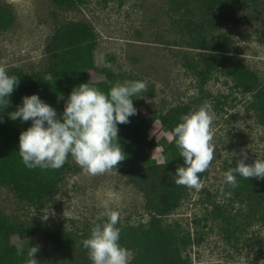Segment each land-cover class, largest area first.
<instances>
[{"label":"rangeland","instance_id":"obj_1","mask_svg":"<svg viewBox=\"0 0 264 264\" xmlns=\"http://www.w3.org/2000/svg\"><path fill=\"white\" fill-rule=\"evenodd\" d=\"M1 6L10 12L11 23L0 31V64L8 72L20 69L31 75L42 98L64 87L62 80H51L43 71L51 59L52 35L72 21L87 23L96 40L90 82L104 81L99 71L105 67L120 82H147L148 92L140 100L152 163L162 162L171 139L152 112L186 106L189 114L210 101L216 158L200 179L202 187H187L179 206L159 217L160 226L173 236L186 264H264V208L220 191L226 186L224 173L236 167L242 149L248 155L245 163L264 157V124L254 111L253 95L226 74V68L239 63L264 84V0H241L216 21L207 17L199 0H83L72 8L57 7L53 0H0ZM206 53L215 54L219 63L204 79ZM105 201L120 212L121 227H150L153 213L146 209L144 193L118 169L90 176L70 156L57 193L40 210L0 185V212L10 220L35 218L47 228L69 233L100 223L97 217L106 213ZM17 245L40 246V240ZM129 251L130 264H160L145 239Z\"/></svg>","mask_w":264,"mask_h":264},{"label":"trees","instance_id":"obj_2","mask_svg":"<svg viewBox=\"0 0 264 264\" xmlns=\"http://www.w3.org/2000/svg\"><path fill=\"white\" fill-rule=\"evenodd\" d=\"M203 11L210 20L216 21L225 14L231 5H240L241 0H199ZM83 0H53L57 7L72 8ZM11 23L10 12L0 7V31L6 30ZM96 40L91 27L84 22L72 21L61 24L50 39L51 59L43 71V75L51 80H62L63 89L54 90L42 98L41 88L31 75L24 74L20 69L9 72L20 78L19 86L10 96L11 104L0 116V185L10 188L17 198L26 204L42 209L51 196L57 193L58 185L64 173L68 170V160L59 169H29L22 163L19 156V135L31 126V121H12L8 113L15 111L22 104L24 96L37 94L40 99L56 109L58 116H62L65 100L74 87L81 83H88L107 93L116 81L110 67L102 68L99 73L105 77L104 81L90 82L88 71H95L93 50ZM206 68L201 71L204 79L212 71L213 65L219 60L215 54L203 55ZM226 74L243 91L253 95V108L259 121L264 124V84H259L254 73L239 63L226 68ZM61 96L63 99H61ZM137 114L129 117L130 123L118 125L120 143L126 153V159L117 168L128 182L144 193L146 209L153 213L150 227L147 230L137 228L121 229L120 244L128 250L136 249L141 240L156 252L160 264H186L179 257L173 236L161 228L159 217L175 210L187 189L175 183L176 169L186 166L184 158L172 136L173 129L188 112L186 106H175L167 112H152L169 133L171 139L162 154L161 163L150 162L147 149L151 146L148 136V122L145 118L140 99L133 98ZM70 158V156H69ZM68 158V159H69ZM234 168V167H232ZM200 173V179L205 175ZM239 186L235 189L228 185L225 189L232 192V198L249 201L252 207L264 208V180L249 179L237 176ZM256 212V210H255ZM106 219L100 223L105 222ZM91 228L79 233H69L53 230L42 225L39 219L30 222L12 221L0 212V264H26L27 246L17 245L30 239L40 240L39 251L35 256L38 264H90L88 251L82 241L90 236ZM17 247H23L24 256H17Z\"/></svg>","mask_w":264,"mask_h":264},{"label":"clouds","instance_id":"obj_3","mask_svg":"<svg viewBox=\"0 0 264 264\" xmlns=\"http://www.w3.org/2000/svg\"><path fill=\"white\" fill-rule=\"evenodd\" d=\"M20 78L10 75L5 64H0V112L7 109L10 96L19 86ZM148 92L147 82L141 80L116 81L109 91L81 83L73 88L65 100L62 116L51 105L42 101L37 94L24 96L22 104L8 113L12 121H31V126L19 135V156L29 169H59L69 156L90 176L104 175L117 171L126 159V153L118 136V125L130 123L129 117L137 114L133 98H144ZM61 99L63 97L61 96ZM214 112L210 101H204L195 111L182 118L173 129L179 155L186 166L176 169L175 183L192 189H200L199 174L207 171L216 158L214 141ZM3 117L0 116V123ZM247 152L241 150L236 167L224 173L225 183L230 188L239 186L237 176L245 180H264V157L251 163ZM221 193L228 198L232 192ZM106 213L97 217L105 222L96 223L90 236L82 241L92 264H130L131 252L120 244L121 214L110 208L105 201ZM47 217H45L46 219ZM39 246H29L26 264H38L35 259ZM17 256H24L23 247H17Z\"/></svg>","mask_w":264,"mask_h":264}]
</instances>
